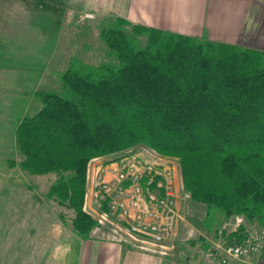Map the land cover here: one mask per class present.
Wrapping results in <instances>:
<instances>
[{
	"label": "trees",
	"instance_id": "16d2710c",
	"mask_svg": "<svg viewBox=\"0 0 264 264\" xmlns=\"http://www.w3.org/2000/svg\"><path fill=\"white\" fill-rule=\"evenodd\" d=\"M99 36L116 63L74 58L61 92L36 93L41 109L15 129V165L54 174L46 198L72 212L75 234L88 237L98 226L83 209L89 162L141 145L179 159L183 187L204 206L201 226L213 238L241 241L245 228L229 231L235 216L264 233V139L250 137L264 130V52L116 17ZM252 98L261 104L254 114Z\"/></svg>",
	"mask_w": 264,
	"mask_h": 264
},
{
	"label": "rangeland",
	"instance_id": "374dc122",
	"mask_svg": "<svg viewBox=\"0 0 264 264\" xmlns=\"http://www.w3.org/2000/svg\"><path fill=\"white\" fill-rule=\"evenodd\" d=\"M77 1L0 0V253L7 248L6 244L13 245L15 224H30L28 229L31 228V224H38V229H42V224H72V212L65 211L57 202L46 198L47 191L55 180L54 174L30 175L15 165L21 159L15 145V129L22 117L33 116L41 109L38 99L35 98L30 103L27 98L36 78L40 83L38 89L61 92L60 76L74 58L93 66L116 63L113 57H109L108 49L99 36L100 28L111 23L114 17L92 19L93 16L84 15L82 10L71 3ZM50 44L54 45V54L51 53V49L47 50ZM26 62L32 63L34 68L37 66V69L18 66L25 65ZM47 64L49 71L43 72ZM19 69H23L24 72ZM25 75L29 83L21 90L18 86ZM252 100L254 104L251 107L246 106L247 110L254 114L261 104L255 98ZM244 107L239 105L240 114L248 112L244 111ZM232 113L235 114L234 111H228L225 116ZM212 130L216 131V128ZM263 135L264 130L252 133L250 137L264 139ZM226 136L232 144L237 143V137H231L229 134ZM213 143L216 147L221 146L219 140ZM147 149L136 145L119 154L95 159L98 160V164L104 163V166H107L108 160L128 152L138 150L141 153H150L176 167L183 193L189 195L183 187L179 159ZM12 161L14 165H10ZM94 166V162L88 164L83 208L89 183L88 176L93 177L90 172ZM186 200L184 199V206H181L185 223L179 224L187 225L179 228V242L197 238V232L199 234L201 232L200 221L205 215L202 204ZM186 230L190 231L189 236L184 235L187 234ZM67 236L66 232L57 235V239L62 243L57 249H61V252L65 248ZM206 240L210 241L209 238ZM10 251L14 254V246ZM196 254L191 255L192 264H219L215 261L207 263L203 253L201 258Z\"/></svg>",
	"mask_w": 264,
	"mask_h": 264
},
{
	"label": "crops",
	"instance_id": "0c3cea01",
	"mask_svg": "<svg viewBox=\"0 0 264 264\" xmlns=\"http://www.w3.org/2000/svg\"><path fill=\"white\" fill-rule=\"evenodd\" d=\"M71 3L84 15L93 16L92 19L104 16L122 18L134 25L264 52V0H78ZM49 49L54 54L53 44L48 45ZM18 66L37 69L29 62ZM19 70L24 72L23 69ZM45 71H49L48 64ZM28 83L25 75L19 83V89H25ZM39 86L36 78L27 96L30 103L36 98V93L42 90L38 89ZM88 179L84 210L90 209L94 203L93 177L90 175ZM176 206L181 210L179 201ZM179 223L173 225L175 247L168 254L152 246L144 245V249L126 240L125 235L116 230L113 224H98L88 237L76 235L71 224H42V229H38V224H31L29 229L30 224H15V241L13 245L6 244L7 248L0 253V264H192L191 255L196 253L200 258L203 253L207 263H219L216 258L208 260L207 253H212L218 241L228 242L222 239V234L218 239L213 238L202 228L200 221L201 232H197V238L179 242V228L187 225ZM186 231L184 235L189 236L190 231ZM229 231H232L231 227ZM63 232L68 235L65 239L68 251L57 254V246L62 244L57 235ZM12 246L15 248L14 254L10 251ZM207 246L210 251H206ZM226 264L240 263L229 260ZM260 264H264V258Z\"/></svg>",
	"mask_w": 264,
	"mask_h": 264
},
{
	"label": "built area",
	"instance_id": "2783aa9c",
	"mask_svg": "<svg viewBox=\"0 0 264 264\" xmlns=\"http://www.w3.org/2000/svg\"><path fill=\"white\" fill-rule=\"evenodd\" d=\"M94 163V203L85 211L101 225L113 224L126 240L144 249L152 246L166 254L171 252L175 246L173 225L184 221L176 204L189 198L183 193L176 167L138 150L108 160L107 166ZM103 204L106 210L101 211L99 207ZM244 224L243 216H235L232 231ZM263 247L264 233L247 231L241 241L214 244L208 260L255 264Z\"/></svg>",
	"mask_w": 264,
	"mask_h": 264
},
{
	"label": "clouds",
	"instance_id": "9594fccd",
	"mask_svg": "<svg viewBox=\"0 0 264 264\" xmlns=\"http://www.w3.org/2000/svg\"><path fill=\"white\" fill-rule=\"evenodd\" d=\"M56 230L59 231L58 228H57ZM67 251H68L67 248H64V249H63V253H66ZM57 254H62L61 249H59V248L57 249Z\"/></svg>",
	"mask_w": 264,
	"mask_h": 264
},
{
	"label": "water",
	"instance_id": "95a60500",
	"mask_svg": "<svg viewBox=\"0 0 264 264\" xmlns=\"http://www.w3.org/2000/svg\"><path fill=\"white\" fill-rule=\"evenodd\" d=\"M263 254H264V250H263Z\"/></svg>",
	"mask_w": 264,
	"mask_h": 264
}]
</instances>
